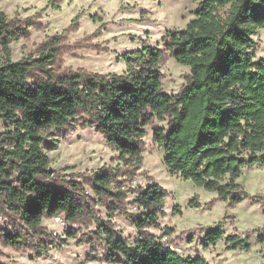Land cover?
<instances>
[{
    "label": "trees",
    "instance_id": "trees-1",
    "mask_svg": "<svg viewBox=\"0 0 264 264\" xmlns=\"http://www.w3.org/2000/svg\"><path fill=\"white\" fill-rule=\"evenodd\" d=\"M194 1V18L168 31L163 47L145 43L123 54L122 72L107 73L62 65L63 38L77 29L80 14L65 34L41 43L35 57L12 61V41L29 32L20 26L22 20L0 13V207L11 225L10 231L1 230V244L48 251L52 237L59 236L50 234L43 220L64 214L71 223L96 222V236L109 245L107 262L210 264L199 254L183 256L147 230L159 227L166 214V189L159 183L132 185L143 163L147 128L156 121L168 122V127H155L153 136L164 147L170 172L216 191L223 200L245 199L237 181L242 169L264 163V57L256 60L253 51L254 35L264 27V0ZM167 53L190 67L177 93L163 88L160 64ZM72 122L103 135L125 167L105 166L77 175L80 180L53 171L45 151L48 136ZM84 185L110 213L122 210L127 194L134 193L132 202L141 212L123 211L139 230L137 245L120 238L110 219L98 217L97 202ZM190 205H199L196 197ZM173 232L165 226V235ZM223 236L220 225L212 226L201 244L215 245ZM249 237L230 233L225 241L228 248L249 249ZM257 237L264 242V231ZM65 242L58 239L60 245Z\"/></svg>",
    "mask_w": 264,
    "mask_h": 264
},
{
    "label": "rangeland",
    "instance_id": "rangeland-1",
    "mask_svg": "<svg viewBox=\"0 0 264 264\" xmlns=\"http://www.w3.org/2000/svg\"><path fill=\"white\" fill-rule=\"evenodd\" d=\"M197 7L198 1L194 0H0V13L22 20L20 26L28 28L29 32L12 41V61L29 55L35 57L41 43L50 36L65 34L80 14L77 29L63 38L66 47L62 52V65L72 70L101 73L122 72L126 67L123 54L140 49L145 43L163 47L167 32L185 27L194 18ZM28 18L30 23L26 21ZM254 40L253 51L258 60L264 57V27L258 29ZM76 44L84 46L76 47ZM160 70L164 74L163 88L168 93L179 92L190 74V67L177 62L169 53L161 61ZM159 126L168 127V122L156 121L147 128L143 163L135 171L132 184L140 187L159 183L167 191L166 214L160 216V226H150L147 230L164 240L165 226L172 227L174 232L170 239L176 250L181 248L183 256L199 254L210 264H264V242L257 237L264 231V163L242 169L237 181L247 197L231 203L221 199L216 191L170 172L164 162V147L153 136L155 127ZM48 143L54 144V147L45 146L51 158L50 168L67 179H78L79 174H91L105 166L125 167L119 151L91 126L82 127L72 122L65 128L54 129L48 136ZM84 188L97 202L98 217L110 219L120 238L137 245L139 230L123 211L141 212L132 202L134 193L127 194L122 210L110 213L88 185ZM194 197L198 206L190 205ZM176 205L180 210L174 209ZM59 216L61 221L55 217L43 220L48 232L54 234L56 231L59 236L52 237L48 251L39 254L30 248L16 250L0 242V264H125L105 260L109 245L105 237L96 236L98 228L94 220L71 223L64 214ZM215 225L224 229V236L215 245L205 248L201 244L205 232ZM1 230L10 231L11 225L0 207V236ZM230 233L242 237L249 235L250 248H228L225 236ZM60 238L66 240L63 245L58 243Z\"/></svg>",
    "mask_w": 264,
    "mask_h": 264
},
{
    "label": "built area",
    "instance_id": "built-area-1",
    "mask_svg": "<svg viewBox=\"0 0 264 264\" xmlns=\"http://www.w3.org/2000/svg\"><path fill=\"white\" fill-rule=\"evenodd\" d=\"M55 218H56L57 221H61L62 220L61 216H59V215L55 216ZM53 233L55 235L58 234V232H56V231H54ZM163 241L166 243V245H168V246H170L172 248H175V246L172 243V240L170 239V235H165V239Z\"/></svg>",
    "mask_w": 264,
    "mask_h": 264
},
{
    "label": "water",
    "instance_id": "water-1",
    "mask_svg": "<svg viewBox=\"0 0 264 264\" xmlns=\"http://www.w3.org/2000/svg\"><path fill=\"white\" fill-rule=\"evenodd\" d=\"M181 250H182L181 248H177V251H178V252H181Z\"/></svg>",
    "mask_w": 264,
    "mask_h": 264
}]
</instances>
